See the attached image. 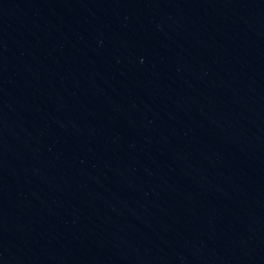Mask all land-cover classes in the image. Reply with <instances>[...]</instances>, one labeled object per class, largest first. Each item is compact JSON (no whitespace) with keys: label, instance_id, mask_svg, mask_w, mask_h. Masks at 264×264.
<instances>
[{"label":"water","instance_id":"water-1","mask_svg":"<svg viewBox=\"0 0 264 264\" xmlns=\"http://www.w3.org/2000/svg\"><path fill=\"white\" fill-rule=\"evenodd\" d=\"M0 264H264V0H0Z\"/></svg>","mask_w":264,"mask_h":264}]
</instances>
